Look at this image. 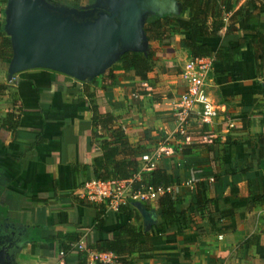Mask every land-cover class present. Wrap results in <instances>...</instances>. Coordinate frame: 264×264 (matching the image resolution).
Segmentation results:
<instances>
[{"label": "crops", "instance_id": "0c3cea01", "mask_svg": "<svg viewBox=\"0 0 264 264\" xmlns=\"http://www.w3.org/2000/svg\"><path fill=\"white\" fill-rule=\"evenodd\" d=\"M46 1L78 11L90 10L97 2ZM232 3L235 8V0ZM5 5L0 7L3 19ZM256 21L240 20L237 34L254 26L264 33V6ZM179 37L148 42L153 65L146 80L139 81L131 70L117 69L115 83L106 88L101 87L100 75L96 84L49 69L10 76L9 61L0 62V236L6 238L14 264H73L76 244L83 241L87 246L100 236L95 228L102 216L100 204L80 196L79 187L91 178L92 160L101 154L99 141L113 133L91 122L92 102L86 94L92 90L99 111L109 110L117 117L113 127L130 144H143L145 153L163 152L155 168L170 171V192L183 204L198 180L207 179L210 195L216 197L219 219H179L175 227L152 233L146 264H264V75L256 72L248 45L231 62L213 60L205 90L217 114L208 124L193 123L187 130L196 127L210 133L199 142H187L173 134L171 102L185 89L180 71L190 58L186 49L176 47ZM236 37L221 34L201 41L216 49L221 44L234 46ZM135 84L144 93L135 92ZM11 107L17 122L9 127ZM206 143L208 147L203 146ZM191 144L196 145L183 152ZM211 154L214 159L209 162ZM152 170L139 171V178ZM256 196L260 198L254 200ZM114 213L104 208L108 222L100 227L116 234L124 217ZM93 254H88L87 264L95 263L98 256ZM112 257L107 254L101 260L112 263Z\"/></svg>", "mask_w": 264, "mask_h": 264}, {"label": "trees", "instance_id": "16d2710c", "mask_svg": "<svg viewBox=\"0 0 264 264\" xmlns=\"http://www.w3.org/2000/svg\"><path fill=\"white\" fill-rule=\"evenodd\" d=\"M238 2L239 0H235L234 8L232 0H177L179 9L177 14L148 15L145 17L143 30L148 42L161 41L179 35L180 37L175 41L176 47L186 49L193 59L209 57L214 61L231 62L239 57L242 47L248 45L254 54L256 72L264 75V33L254 26L243 30L242 35L237 34L239 32L237 23L240 20L245 23H257L256 13L263 8L264 0H244L241 4ZM224 15H226L225 20ZM3 24L4 19L0 18V62L7 63L11 58L12 49ZM221 34L225 36L235 34L237 43L234 46L221 44L213 49L209 44L201 41L202 38L216 37ZM152 58L153 51L150 47L145 52L134 50L123 52L116 61L118 65L113 64L100 75L101 87L106 88L115 83L114 71L117 69L131 70L139 81L146 80L148 73L152 70ZM88 83L96 84L97 80L93 78ZM139 87L142 89L139 84H135L133 89L135 92L144 93L143 90H138ZM86 96L91 97L93 125L110 129L113 133L109 139L99 141L101 154L92 160L91 178L101 180L131 178L139 171L138 161L140 156L146 152L144 145L130 144L123 132L113 127L117 117L109 110L99 111L94 99V90ZM12 105L15 106V103ZM14 111V107H11L7 112L9 127L17 122ZM209 133L203 128L195 127L192 130H186L185 135L189 136L194 143ZM193 145L196 144L185 146L183 152H189L194 147ZM203 146L208 147V144ZM213 159V154H211L207 161L210 162ZM169 173L166 167H156L148 174H141L140 181L135 182L134 186L138 187L140 184L154 187L168 186ZM210 190L211 185L207 179L195 181L187 204H183L174 192L157 195L150 204H144L145 208L155 210L157 214L156 223L148 230L144 229L140 211L131 201L120 205L114 213L124 217L116 234L112 230L102 229L100 225L107 224L108 219L103 216L105 207L100 204L99 214L102 216L99 223L95 225L100 236L86 248L94 254H112L113 262H103L96 258L94 264H137L135 259L142 260L141 264H146V253L150 250L152 233H158L166 227H175L179 219L190 220L192 217L203 216H213L219 219L220 216L215 211L213 203L216 197L210 195ZM219 192H222V188ZM258 198L260 196L254 197V200ZM74 249L76 258L73 264H87L88 252L80 250L77 246ZM68 252L62 251L64 255Z\"/></svg>", "mask_w": 264, "mask_h": 264}, {"label": "water", "instance_id": "95a60500", "mask_svg": "<svg viewBox=\"0 0 264 264\" xmlns=\"http://www.w3.org/2000/svg\"><path fill=\"white\" fill-rule=\"evenodd\" d=\"M3 29L9 36L11 75L49 69L80 81L103 74L127 51H143L149 14H177L176 0H97L87 11L67 9L46 0H5ZM145 229L156 212L134 202ZM0 236V263L14 264L13 252Z\"/></svg>", "mask_w": 264, "mask_h": 264}, {"label": "built area", "instance_id": "2783aa9c", "mask_svg": "<svg viewBox=\"0 0 264 264\" xmlns=\"http://www.w3.org/2000/svg\"><path fill=\"white\" fill-rule=\"evenodd\" d=\"M212 62L213 59L209 57L195 59L190 57L184 62L180 71V75L185 81V89L171 102L175 118L173 134L181 136L187 142L191 140L189 136L185 135V132L193 123L200 125L208 124L217 114L216 106L205 90L206 78L211 70ZM162 153V151L154 149L151 152L143 154L141 156L143 164L139 171L154 169L155 162ZM139 171L129 179L101 180L89 178L79 187L80 196L93 203L103 205L110 212H116L120 205L127 202H141L145 204L153 200L157 195L171 191L170 186L162 185L154 187L140 184L138 187H135L134 183L140 181ZM218 238H222V235H219ZM76 245L80 250L93 254L86 248L83 241H79ZM107 254L110 253H99L96 255L101 260L107 259Z\"/></svg>", "mask_w": 264, "mask_h": 264}, {"label": "rangeland", "instance_id": "374dc122", "mask_svg": "<svg viewBox=\"0 0 264 264\" xmlns=\"http://www.w3.org/2000/svg\"><path fill=\"white\" fill-rule=\"evenodd\" d=\"M0 1H2V4L0 5V7L2 8L3 6V3L5 4L6 2H5V0H0Z\"/></svg>", "mask_w": 264, "mask_h": 264}]
</instances>
